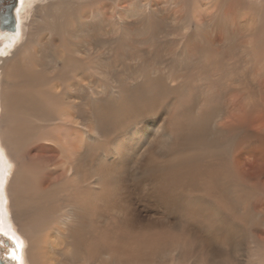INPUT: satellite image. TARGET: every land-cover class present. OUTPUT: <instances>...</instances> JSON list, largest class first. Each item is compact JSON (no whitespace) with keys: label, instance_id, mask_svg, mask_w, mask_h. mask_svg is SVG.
<instances>
[{"label":"bare ground","instance_id":"6f19581e","mask_svg":"<svg viewBox=\"0 0 264 264\" xmlns=\"http://www.w3.org/2000/svg\"><path fill=\"white\" fill-rule=\"evenodd\" d=\"M15 14L0 29L5 262L264 264V0Z\"/></svg>","mask_w":264,"mask_h":264},{"label":"rangeland","instance_id":"374dc122","mask_svg":"<svg viewBox=\"0 0 264 264\" xmlns=\"http://www.w3.org/2000/svg\"><path fill=\"white\" fill-rule=\"evenodd\" d=\"M129 1V0H128ZM159 3L164 2L165 0H157ZM110 1H102L99 6H101V8L103 9L104 13H105V17L108 19L112 18L111 12H110ZM2 13V12H0ZM109 14V15H108ZM0 20L2 21V17H0ZM1 21H0V29H2V25H1ZM3 30V29H2ZM4 39L0 38V45L3 43ZM138 173V172H137ZM135 173V177L133 178L134 183L137 185L138 182L140 181V179L142 178V176H144V174H137ZM141 175V176H140ZM140 178V179H139ZM168 208V207H166ZM170 209V208H169ZM164 210V209H163ZM170 211V210H168ZM0 230V264H7L5 262V260L7 259V255H8V251L12 250L13 248H15L16 246H18L17 243H15L12 239V237L4 232ZM17 244V245H16ZM220 251H224L226 252V249L223 247H219L218 248ZM223 260V259H222ZM225 261V259L223 260Z\"/></svg>","mask_w":264,"mask_h":264},{"label":"flooded vegetation","instance_id":"af4514ba","mask_svg":"<svg viewBox=\"0 0 264 264\" xmlns=\"http://www.w3.org/2000/svg\"><path fill=\"white\" fill-rule=\"evenodd\" d=\"M18 6V0H0V17L5 20L2 24V29L8 31H14L17 28V17L15 14L16 7Z\"/></svg>","mask_w":264,"mask_h":264}]
</instances>
